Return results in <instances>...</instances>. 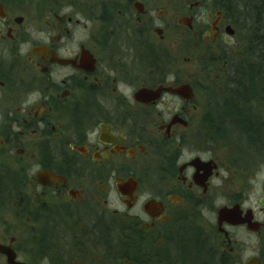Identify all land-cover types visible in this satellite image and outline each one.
Returning a JSON list of instances; mask_svg holds the SVG:
<instances>
[{"label":"flooded vegetation","instance_id":"flooded-vegetation-1","mask_svg":"<svg viewBox=\"0 0 264 264\" xmlns=\"http://www.w3.org/2000/svg\"><path fill=\"white\" fill-rule=\"evenodd\" d=\"M238 1L0 0V173L27 223V242L0 230L15 261L264 264V175L217 154L239 130L197 116L183 66L201 52L226 92L256 86L264 21L238 27L254 18Z\"/></svg>","mask_w":264,"mask_h":264},{"label":"rangeland","instance_id":"rangeland-1","mask_svg":"<svg viewBox=\"0 0 264 264\" xmlns=\"http://www.w3.org/2000/svg\"><path fill=\"white\" fill-rule=\"evenodd\" d=\"M210 9L211 10L213 9L211 2H210ZM242 27H245V32L247 33L249 32L250 26H242ZM232 54L233 52L229 54L228 60L230 59V56ZM193 57H194L193 60H191L189 63H185V65L183 66L185 70L188 72V74L191 75L190 79L194 82L195 86L197 87L201 86V90L196 89L197 101L195 102V104L198 105L197 116H201L202 114H204L206 111L209 110L212 103L221 101L220 94H223V96H225L224 94H226L225 91L227 90V85L224 82V79H222L221 77H217L218 76L217 70L214 69L212 72L203 70L204 60H205L203 53L196 51ZM241 59H237V61H235L233 64L237 65L241 63ZM246 61L248 62L249 59H246ZM222 64L223 61L220 60L217 66H221ZM208 65L210 66V64ZM247 70L248 69H245L244 67V71H246L245 72L246 75L249 74V73L247 74ZM191 72L193 75L191 74ZM258 79H262V77L259 75ZM223 98L224 97H222V100ZM248 109L251 110L253 113L257 112L258 114L261 115V116H246V120L250 119V121L255 120L256 122H258V128L254 127L256 128L255 129L256 133H254V135L250 134L251 136L254 137V139L253 137H247L248 134L243 135L240 129H238L239 131L236 133L235 131H232L229 135L226 136V140H224V142L222 140L223 143L220 144L221 147H219L217 154H219L222 158L224 157L227 163L235 164L236 169L238 171H241L239 170V168L243 169L247 173L256 171L258 178H261L264 175V151L262 152L258 151L257 149L259 148L257 147V145H260L261 141H259V139L264 140V103H261L260 100H254L250 102ZM225 126L227 127L228 130L231 127L228 125V122L225 124ZM236 126L242 128L240 125H236ZM244 136L245 138L247 137L245 140L243 139ZM256 138L257 140H255ZM238 140L240 141L238 146H236L235 141L238 142ZM226 141L228 142L226 143ZM15 210L16 209L10 204V202L6 201V199L0 194V230L4 229V227L16 228L15 226L17 224H21L22 233L20 235L22 236V238L24 236V240L26 241L27 223L24 222L26 220L18 219L17 217L18 213L14 215ZM44 219L45 217L42 218L40 222L36 224L38 225L41 224L44 221Z\"/></svg>","mask_w":264,"mask_h":264},{"label":"trees","instance_id":"trees-1","mask_svg":"<svg viewBox=\"0 0 264 264\" xmlns=\"http://www.w3.org/2000/svg\"><path fill=\"white\" fill-rule=\"evenodd\" d=\"M259 64L263 65L264 63L262 60H259ZM260 75L262 79L257 80L255 87H252V85L255 84L254 81L250 83L243 82V85L235 84L234 86L231 87L229 92L225 91L226 92V94H224L225 96H223V94H220L221 101L216 100L217 101L216 103H212L209 110L206 111L203 114V116H226V118H228L229 120L231 119L230 120L231 122H234L237 125H240L242 128L246 127L248 129H251V125L247 123L246 118H238L237 116H261L257 114L254 115V113L248 109L250 102L254 100L261 101V99L262 100L264 99V73H260ZM247 77L249 80H252L250 77V74H248ZM222 97H224L223 100H222ZM256 128L252 127V130H251L252 133L250 134L254 135V133H256V130H255ZM247 137H253V136L250 135ZM255 140H257V138ZM259 141L261 142H260V145H257V147L259 148L257 150L262 152L264 151V149H262L264 148V140L259 139Z\"/></svg>","mask_w":264,"mask_h":264},{"label":"bare ground","instance_id":"bare-ground-1","mask_svg":"<svg viewBox=\"0 0 264 264\" xmlns=\"http://www.w3.org/2000/svg\"><path fill=\"white\" fill-rule=\"evenodd\" d=\"M210 1L213 2V0H210ZM238 4L244 10H247L248 15L250 12L254 15V18H252V17L242 18L240 22H237L238 27L255 26V25L260 26L259 22L261 20L264 21V12H263L264 6L262 8L261 4H259L256 0H239ZM235 19L237 20V16ZM242 28H245V27H242ZM259 45H260V42H259ZM261 103H264V99L263 100L261 99ZM256 114L260 115L257 112H255L254 115H256ZM228 117H230V116H228ZM222 120H224L225 124L228 122L229 126L234 127L235 129H240V131L243 135H246L249 132L248 128H246V127H245L246 129L245 128H239L236 126L237 125L236 123L231 122L230 120L227 121L228 118L220 119L219 121H222ZM254 126L251 125V130H252V127H254ZM251 130H250V132H251ZM230 133L231 132L228 131V135ZM246 138H245V136L243 137L244 140ZM239 141L240 140H238V142L235 141L236 146H238ZM20 185L21 184L16 182L14 178L6 177L0 173V194L6 199V201L10 202V204L17 210V212H20L21 210H23L25 208L23 201L17 197L16 193H13L14 186L19 187ZM13 198H14V200H13Z\"/></svg>","mask_w":264,"mask_h":264},{"label":"water","instance_id":"water-1","mask_svg":"<svg viewBox=\"0 0 264 264\" xmlns=\"http://www.w3.org/2000/svg\"><path fill=\"white\" fill-rule=\"evenodd\" d=\"M176 91L180 95L185 97V99H187V100L192 98V90H191L189 85H181ZM156 92H159V89H157ZM0 252L4 253L7 256V263L8 264H24V263L17 262L14 260L15 255L8 247L0 245Z\"/></svg>","mask_w":264,"mask_h":264}]
</instances>
